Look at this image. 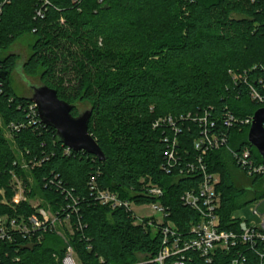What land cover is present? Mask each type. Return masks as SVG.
Here are the masks:
<instances>
[{
  "label": "trees",
  "instance_id": "trees-1",
  "mask_svg": "<svg viewBox=\"0 0 264 264\" xmlns=\"http://www.w3.org/2000/svg\"><path fill=\"white\" fill-rule=\"evenodd\" d=\"M48 1L38 16L41 0H0V192L13 199L15 174L33 199L36 193L20 158L40 162L29 171L45 205L60 211L77 201L80 214L72 216L73 234L63 227L67 243L55 231L40 232L42 240L31 245L19 237L15 243L0 244V264H59L68 246L80 264H158L154 261L163 238L148 225L154 218L137 223L131 212L97 204L89 182L96 178L100 188L136 206L156 203L143 187L159 186L174 230L189 237L199 216L181 198L197 188L199 179L162 172L166 147L153 123L167 115L209 110L219 129H225L221 125L228 112L245 119L261 108L249 86L235 82L230 72L246 74L264 96V0ZM26 37L33 42L23 64L25 75L57 91L74 106V116L80 109L92 110L89 133L104 161L83 151L67 152L57 132L38 117L30 124L33 103L14 88L22 58L10 53ZM12 123L22 127L10 131ZM249 129L225 132L232 150L242 153L248 148L258 162L259 153L248 142ZM198 136V127L187 123L180 137L183 155L195 154L192 144ZM205 159L209 171L220 175L221 227L229 229L237 208L264 199V177H247L226 148ZM242 185H252V192ZM2 200L0 194V216L28 217L36 211L24 202L14 214ZM244 252L247 264H255L256 255ZM186 258L188 264H208L193 251L186 252ZM231 258L218 252L210 264H233Z\"/></svg>",
  "mask_w": 264,
  "mask_h": 264
},
{
  "label": "built area",
  "instance_id": "built-area-1",
  "mask_svg": "<svg viewBox=\"0 0 264 264\" xmlns=\"http://www.w3.org/2000/svg\"><path fill=\"white\" fill-rule=\"evenodd\" d=\"M41 1L43 5L37 13L38 16H43L44 10L49 5L48 0ZM230 73L233 75L235 82L249 86L252 100L261 108H264V96L249 84L247 75ZM259 83L263 84V81L260 80ZM29 117H31L30 124L35 123L37 117L38 121L42 123L35 104L30 108ZM252 121L253 116L238 119L231 112H228L221 126L228 130L236 127H251ZM189 122L195 124L199 130V136L192 144L195 151L193 156H190L187 152L183 155L180 149V137ZM21 127L12 123L8 129L18 131ZM153 129L162 131L161 142L166 147L164 163L161 166L162 172L168 175L177 173L183 176H195L199 179L197 188L186 191L181 198L184 205L191 208L199 216V221L190 227L189 237L187 238L174 230L169 221L170 210L163 206L160 201L164 197L163 190L151 183L144 185V194L157 200L156 203L150 206L155 212L162 215L160 221L154 218V221L148 223L149 226L158 229L163 238L162 249L154 262L158 264H188L186 252L193 251L199 254L208 264L212 263L213 257L218 252L230 255L233 264H247L246 253L244 252L247 250L256 255L255 264H264V212L260 214L257 208L253 211L254 215H259L257 224H252L248 220H237L232 216L229 229H223L220 216L222 201L217 190L220 175L209 171L205 159L210 152L226 148L247 177H264V159L260 153L258 152L261 161L257 162L252 159V153L248 148L242 153L232 150L229 147V135L225 132V129H219V125L209 110L197 115L159 117L153 123ZM69 151L72 150L67 148V152ZM37 165H40V162L23 161L21 168L29 170ZM12 187L14 197L11 201L6 199L4 190L0 194L3 197L2 204L11 207L15 214L18 205L24 202L31 203V201L27 197L26 186L15 174L12 176ZM88 187L90 197L97 204L107 206L111 210L124 209L126 212L133 213L137 223L144 224L146 218L138 219L134 214L132 208L134 203L121 199L117 193L100 188L94 177L90 180ZM255 202L259 206L264 202V199ZM32 206L36 211L28 217L21 215L19 217L15 215L12 217L0 216V244H12L21 237L31 245L35 239L42 240L41 235H39L40 232L45 233L47 231H55L67 243V234L63 227L69 229L70 233L73 234L70 222L72 216L78 217L80 214L79 203L74 201L73 204H68L66 208H62L60 211H53L49 206ZM79 227L82 229L81 224ZM58 260L59 264H80L75 251L70 246L67 247L64 257Z\"/></svg>",
  "mask_w": 264,
  "mask_h": 264
},
{
  "label": "water",
  "instance_id": "water-1",
  "mask_svg": "<svg viewBox=\"0 0 264 264\" xmlns=\"http://www.w3.org/2000/svg\"><path fill=\"white\" fill-rule=\"evenodd\" d=\"M40 83V86L36 87L31 96L27 98L36 105L42 123L57 132L59 141L66 148L74 152H86L104 161L106 157L103 151L89 133L92 110L80 109L79 114L74 116L72 114L74 106L61 100L57 91L41 81ZM248 142L264 159V108L258 109L253 115L252 125L248 132Z\"/></svg>",
  "mask_w": 264,
  "mask_h": 264
},
{
  "label": "rangeland",
  "instance_id": "rangeland-1",
  "mask_svg": "<svg viewBox=\"0 0 264 264\" xmlns=\"http://www.w3.org/2000/svg\"><path fill=\"white\" fill-rule=\"evenodd\" d=\"M33 42L32 37H26L24 39H21L18 41L11 49L10 53H16L21 56V60L18 62V65L16 67V73L14 74V88L16 90V93L20 96L29 97L31 96L33 90L40 86V81L38 79L29 78L26 76L23 72L22 66L24 61L27 60L29 54H30V44ZM38 81V82H37ZM4 128V126H3ZM6 136L8 140L12 143V139L7 132V130L4 128ZM21 163L23 164V161L20 158ZM26 173L28 176L29 184L31 185V189L36 193V196L31 199L32 205L35 207L37 206H46L44 199L42 197V194L39 190V188L36 186L33 176L31 175V172L26 169ZM240 179H244L243 175L239 174ZM24 185L25 182L23 183ZM240 186V185H239ZM247 192H252V185H242ZM247 196V195H246ZM133 211L134 214L138 219L142 218H155L156 220L160 221L162 219V215L155 212L150 205H144V206H136L133 205ZM258 209L259 213L264 212V202L261 203V205L258 206L257 202L248 203L240 208H237L233 212V217L237 220H248L252 224H257L259 222V215H254L253 211Z\"/></svg>",
  "mask_w": 264,
  "mask_h": 264
}]
</instances>
